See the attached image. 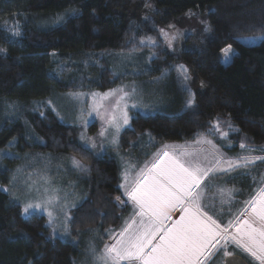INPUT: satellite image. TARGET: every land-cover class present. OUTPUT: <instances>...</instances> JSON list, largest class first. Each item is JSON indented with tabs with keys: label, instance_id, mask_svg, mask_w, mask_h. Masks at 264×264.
I'll return each mask as SVG.
<instances>
[{
	"label": "trees",
	"instance_id": "16d2710c",
	"mask_svg": "<svg viewBox=\"0 0 264 264\" xmlns=\"http://www.w3.org/2000/svg\"><path fill=\"white\" fill-rule=\"evenodd\" d=\"M182 15L192 16L197 27L173 57L158 30ZM247 37L258 40H241ZM228 46L233 51L224 64L222 49ZM118 53L148 57L147 79H174L165 107L132 114L120 132L121 165L126 160L138 166L167 143L201 134L211 139L213 122L222 117L236 126L230 151L243 144L262 160L218 181L207 179L200 201L218 210L209 213L226 226L264 184V0H0V150L60 153L87 168L77 191L82 199L68 220L76 244L50 236L43 215L22 216L0 188V264H78L80 239L96 229L104 243L106 232L119 228L130 211L121 203L118 158L81 145L77 128L60 122L44 104L53 94L117 84L109 60ZM171 62L190 73L191 104L172 70L171 76L164 72ZM218 199L226 201L224 207ZM206 204L200 205L208 214ZM230 253L260 264L238 248Z\"/></svg>",
	"mask_w": 264,
	"mask_h": 264
},
{
	"label": "rangeland",
	"instance_id": "374dc122",
	"mask_svg": "<svg viewBox=\"0 0 264 264\" xmlns=\"http://www.w3.org/2000/svg\"><path fill=\"white\" fill-rule=\"evenodd\" d=\"M195 27H197V22L192 16L182 15L175 24L160 28L158 36H160L166 50L174 57L186 39L193 35ZM251 38L253 39L242 38L241 40L248 44L258 40L255 37ZM143 56L132 53L112 55L109 66L119 81L108 89L71 90L53 94L44 101V104L53 110L60 122L77 128L76 139L81 145L89 148L97 156H102L106 152L112 153L118 158L120 165L122 158L118 146L120 132L129 126L132 114L147 115L165 107L168 103L166 95L171 87L170 82L174 80L173 77H161L154 80L145 78L144 69H146L148 57L145 59ZM221 61L225 64L229 60L226 62L222 58ZM182 69H186V72ZM168 70H172L180 86L186 88L187 99L190 100L191 91H188V87L190 88L191 85V76L188 69L182 63L171 62L170 69L164 71L166 76H171ZM14 110L15 113L19 112L16 107ZM125 112L128 116L127 124L123 121ZM0 115L3 116L4 113L0 111ZM235 131L236 126L229 118L218 117L210 130L211 136L216 137V140L213 137L211 139L206 137L205 139L201 134V136L187 142L167 143L157 153L150 152L148 158L137 166L135 173H128L127 166L132 167V163L123 161L124 164L121 165L120 172L123 191L127 190L129 185L132 188V183H136L147 176L154 163L167 161L169 155H174V152L181 154L183 148L193 149L188 153V156H191L193 151L206 149L208 142H210L219 150L220 156H230L228 151L233 145L235 146L230 135ZM241 145L243 144L239 145L235 153L230 154L232 156H257L248 149L249 147H241ZM165 153L168 155L165 156ZM174 156H177L176 158L180 159L181 162H185L186 167L187 164L190 165L189 161H186V156L176 154ZM131 160L135 161V159ZM135 166L136 164H134ZM84 167L78 158L74 156L66 158L60 153L30 151L20 154L12 152L11 149L8 151L0 150V188L8 194L13 202L19 204L22 216L43 215L50 236L60 240H69L76 244L79 238L75 241L69 239L68 220L71 210L82 199L80 192L77 191L81 188L80 183L82 184L81 179L84 177ZM203 182L204 180L194 191V195L198 197L196 204L199 209H201L200 204L202 203L200 198L201 196L204 197L201 195L204 193ZM214 196L219 197L221 195L215 191ZM25 208L28 209L27 212H25ZM201 210L204 212L203 209ZM262 211H264V207H261L250 218L251 228L256 229L257 232L264 231V220L261 219ZM110 235L106 240L107 246L105 242V245L103 244L96 229L89 231L87 237L84 235L79 241L82 247V255L79 256L80 259L78 258V264H123L121 261L116 263L106 252L107 248L114 246L115 243L114 234L110 233ZM232 244L234 243L230 241L227 244L220 241L215 250L209 254L207 261L218 254L220 248ZM232 246L245 252L252 261L258 263L253 256L238 245ZM222 257L221 254H218L216 259L218 264H221ZM129 260L125 264H143L140 260L136 262Z\"/></svg>",
	"mask_w": 264,
	"mask_h": 264
},
{
	"label": "snow or ice",
	"instance_id": "6c2138e0",
	"mask_svg": "<svg viewBox=\"0 0 264 264\" xmlns=\"http://www.w3.org/2000/svg\"><path fill=\"white\" fill-rule=\"evenodd\" d=\"M232 51L231 46L222 49L226 62L231 59L229 53ZM182 70L186 72V69ZM191 103L192 100H189V104ZM123 121L125 124L128 123L126 112ZM231 167L229 165V168ZM206 175L207 170L186 167L180 159L173 157H169L167 161L154 163L148 175L128 193L138 205L139 215L148 216V221L146 224L141 221V228L136 231L128 232L125 229L128 235L119 240L117 246L110 247L109 253H115V259H135L142 261L143 264H198L206 245L217 238L227 242L226 230L217 231L219 225L211 217L202 216L195 203L198 197L192 196L191 189L199 186L201 176ZM188 197H191V200L188 206H185V199ZM177 205L183 208L184 214L171 228L164 230L163 221L167 218L168 211ZM27 211L25 208V212ZM261 219L264 220V211L261 212ZM162 231L164 234L160 236V242L154 244L153 240ZM231 239L239 243L236 237ZM245 247L252 251L253 255L257 254L254 249H258L264 255V231L257 232L256 229H251L247 233ZM225 255L228 253L225 252Z\"/></svg>",
	"mask_w": 264,
	"mask_h": 264
},
{
	"label": "crops",
	"instance_id": "0c3cea01",
	"mask_svg": "<svg viewBox=\"0 0 264 264\" xmlns=\"http://www.w3.org/2000/svg\"><path fill=\"white\" fill-rule=\"evenodd\" d=\"M217 145V142H216ZM234 146V145H233ZM232 146V147H233ZM216 146L213 144H211L210 142H208L207 144V148L206 149H200L201 151H193V153H191V156H188V153L193 150H188L187 148H183V152H181V154H177L174 152V155H181V156H186V161H189L188 165L187 163V167H191V168H196L199 169L200 171H205L207 170V175L206 176H201V182L204 180L206 181L211 180L212 182L214 181H218L220 180L222 177H224L227 173L233 172L235 170L238 169H242V168H247L249 166H252L253 164H255L258 161H261V157L258 156H243V155H231L235 152L233 151H228L230 156H220L221 154L219 153V150H217L215 148ZM188 150V151H187ZM231 153V154H230ZM173 154H170V157L176 158ZM179 157V156H178ZM180 158H184V157H180ZM219 161V163H218ZM185 164V162H182ZM229 165H231L232 167L229 168ZM132 167H128L129 172L128 173H135L137 166H133ZM225 169H228L227 171H225ZM122 175L120 176V188L124 194V200L122 201V203L125 204H129L130 206V211L128 212L127 215H124L122 218V222L121 225L119 226V228L117 229H109L106 232V236L110 237V233H112V235L114 234V239H115V243L114 246L118 245V241L121 239H124L123 237L126 238V236L128 235V232H132V231H136L137 229L141 228V221H143L145 224L148 221V216H144L141 217L139 215L140 209L138 207V205L135 204V202L130 198V196L128 195V193L130 191L133 190V188L136 186V184L140 181H142L143 179H140L138 182L136 183H132V188L129 185V187L127 188V190L123 191L122 189ZM206 179V180H205ZM146 182V181H145ZM198 186H194L191 189L192 192V196L194 195V191ZM205 198H202V200H204ZM191 200V197H188L185 199V206H188L189 201ZM205 201V200H204ZM196 203V202H195ZM203 205L205 206L206 203L202 202ZM226 203V201L224 200H217V204H219L218 206L224 207L223 204ZM207 207H205V209H207V212H203L200 209V213L202 214V216H207V217H211V219L213 221L216 222L217 225H219V229H217V231H224L226 230L227 234H228V240L230 242H233L234 244L238 245L239 247H241L243 250H245L248 254H250L251 256H253L258 263L260 264H264V255H262L258 249H254V251L257 252L256 255H260V256H255L252 254V251H249L246 247H245V241L247 239V233L249 231H251V227H249V225L251 226L250 223V218L252 217V215L254 216V214L257 213V211L261 208L264 207V185L263 187L261 186V188L256 192V194L253 196L251 202L248 203V205L245 207V209L241 212L238 213V215L232 220L231 223L227 224L226 226L222 225L221 222H218L216 216L211 215L209 212L214 211V212H219L216 209H213L210 207V205L206 204ZM184 214L183 212V208L180 207L179 205L171 208L168 211V216L167 218L164 219L163 224H164V230L171 228L174 223L179 220V218ZM245 221H247V224H245ZM125 229L128 230V232L125 231ZM123 234V235H122ZM163 231L161 233H158L156 236V239L153 240L154 244H157L160 242V236L163 235ZM232 237H236V239L239 241V243H236L234 241H232ZM107 240V239H106ZM227 240V242L224 239H219L217 238V240L212 241L211 243H209L208 245L205 246V248L203 249V255L200 256L199 258V262L198 264H218V262H216L217 256L218 254L222 255V261L221 264H223L224 262V258H225V252L228 253V255H230L231 251L234 249L232 245H224V247L226 248H220L217 252L218 254H216L215 256H212L211 258H209V260L207 261L209 254H211L212 251L215 250V247L217 246V244L222 241L224 242V244L228 243L229 241ZM218 241V242H217ZM106 246L108 245L107 242L105 241ZM105 243H103L105 245ZM109 248V247H108ZM107 248V250H108ZM106 252L108 253V255L117 263V261H121V263L125 264L128 263L130 260L129 259H115V253H109V251ZM225 250V251H224ZM223 251V252H222ZM214 255V254H213ZM261 257V258H260ZM137 260L135 259H131V262H136ZM130 262V263H131ZM205 262V263H204Z\"/></svg>",
	"mask_w": 264,
	"mask_h": 264
},
{
	"label": "water",
	"instance_id": "95a60500",
	"mask_svg": "<svg viewBox=\"0 0 264 264\" xmlns=\"http://www.w3.org/2000/svg\"><path fill=\"white\" fill-rule=\"evenodd\" d=\"M247 264L246 261L236 254H230L225 256L223 264Z\"/></svg>",
	"mask_w": 264,
	"mask_h": 264
}]
</instances>
